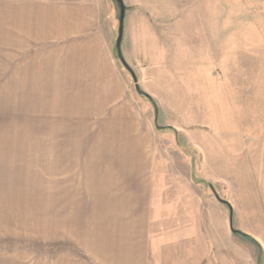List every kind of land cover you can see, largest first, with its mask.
Returning a JSON list of instances; mask_svg holds the SVG:
<instances>
[{"label":"rangeland","instance_id":"374dc122","mask_svg":"<svg viewBox=\"0 0 264 264\" xmlns=\"http://www.w3.org/2000/svg\"><path fill=\"white\" fill-rule=\"evenodd\" d=\"M47 1L0 0V264H96L98 237L144 219L147 191L196 175L232 206V264H264V0H123L137 83L119 4L91 0L117 31L112 101L25 78L7 19Z\"/></svg>","mask_w":264,"mask_h":264},{"label":"crops","instance_id":"0c3cea01","mask_svg":"<svg viewBox=\"0 0 264 264\" xmlns=\"http://www.w3.org/2000/svg\"><path fill=\"white\" fill-rule=\"evenodd\" d=\"M96 3L36 2L12 13L7 28L17 38L16 51L23 47L29 54L23 68L26 79L40 76L49 80L41 84L78 87L86 95L106 87L99 94L113 100L110 45L117 31L113 15L98 12ZM256 150L264 159V144ZM200 178L185 180L175 195L160 201L147 191L145 218L109 225V236L96 242V264H232V206L227 211L216 195L201 188Z\"/></svg>","mask_w":264,"mask_h":264},{"label":"water","instance_id":"95a60500","mask_svg":"<svg viewBox=\"0 0 264 264\" xmlns=\"http://www.w3.org/2000/svg\"><path fill=\"white\" fill-rule=\"evenodd\" d=\"M117 3L119 4L120 7V19H119V34H118V38L116 41V49H117V54L118 57L120 59V61L123 63V65L130 71V73L132 74V77L134 79V82L137 83V78L135 73L132 71V69L128 66V64L126 63L123 54H122V43H123V37H124V29H125V20H126V6L124 4L123 0H116ZM136 89L139 93L146 95L144 92H142V90L139 88V86H136ZM217 199H219V197L216 195ZM232 219V218H231ZM232 223V222H231ZM232 228V232H234V228L233 225L231 226Z\"/></svg>","mask_w":264,"mask_h":264},{"label":"trees","instance_id":"16d2710c","mask_svg":"<svg viewBox=\"0 0 264 264\" xmlns=\"http://www.w3.org/2000/svg\"><path fill=\"white\" fill-rule=\"evenodd\" d=\"M145 96H148V95H145ZM149 97V96H148ZM150 98V97H149ZM151 99V98H150ZM152 100V99H151ZM152 102H154L153 100H152ZM235 233V232H234Z\"/></svg>","mask_w":264,"mask_h":264}]
</instances>
